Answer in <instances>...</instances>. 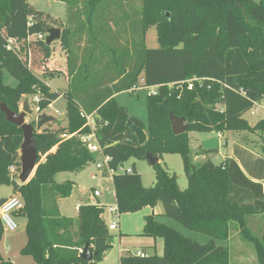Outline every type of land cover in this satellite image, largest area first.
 Returning <instances> with one entry per match:
<instances>
[{
	"label": "trees",
	"instance_id": "1",
	"mask_svg": "<svg viewBox=\"0 0 264 264\" xmlns=\"http://www.w3.org/2000/svg\"><path fill=\"white\" fill-rule=\"evenodd\" d=\"M140 1L137 37L124 44L123 52L118 49L119 56L103 66L108 67V73L89 85V71L99 62L93 57L97 40L93 44L89 34L92 27L102 31L109 25L111 35L106 33L102 41L109 44L116 40L117 31L111 27L115 15L110 7L107 9L115 1L87 0L83 13L70 5L65 26H55L61 31L59 42L66 51L69 86L63 97L67 123L57 129L47 124L33 133L37 167L25 184L18 181L22 130L7 122L0 112V186L12 187L13 194L19 196L23 208L15 215L26 220V243L20 254L36 264H98L111 249L101 206H80L75 218L61 216L57 208L58 200L71 195L74 183L56 184L55 175L80 171L97 157L80 141L90 132L82 116L87 115L93 118L99 147L111 159L110 168L123 166L131 158L145 160L146 153L159 161L152 166L155 183L149 188L143 187L133 168L131 174L112 176L118 213H137L160 203L163 216L209 237L206 244H199L148 216L142 236L162 239L163 255H124L119 264H231L228 248L216 243L229 239L231 223H236L239 232L253 244L257 264H264V232L256 239L247 228L249 217L264 215L262 185L247 179L232 159L219 165L210 161L194 164L188 137L189 132L264 130V118L253 127L243 119L255 103L264 101V0ZM104 2L105 13L109 14L96 25V11ZM67 3L74 4L70 0ZM52 27L49 17L27 0H0V104L14 113H19L24 96L37 97L35 107L40 111L61 96L50 91L33 72H45L51 47L43 41L28 40L44 36ZM151 28L157 47L148 49L145 39ZM82 30L87 32L86 43L79 48L75 45ZM118 64L121 69L111 74ZM4 72L16 80L15 87L4 84ZM193 77L203 81L188 90L186 82ZM141 78L149 87L158 86L157 95L146 100V124L130 117L114 99ZM218 105L222 110L216 109ZM170 114L184 119L186 133L173 135ZM129 121L144 130L147 140L143 145H138L127 126ZM71 134L75 136L61 138ZM165 154L181 157L185 189H179L175 174L161 165ZM260 155L264 158V144ZM5 200L0 199V206ZM3 234L0 221V242ZM86 244L92 254L90 262L80 259ZM0 264L12 263L0 256Z\"/></svg>",
	"mask_w": 264,
	"mask_h": 264
},
{
	"label": "rangeland",
	"instance_id": "2",
	"mask_svg": "<svg viewBox=\"0 0 264 264\" xmlns=\"http://www.w3.org/2000/svg\"><path fill=\"white\" fill-rule=\"evenodd\" d=\"M29 4L38 12H42L44 15L49 17V20L53 24V26H61L64 27L66 21L68 19L67 9L70 5H74L72 7L73 10H80L82 13L84 12L83 5L87 0H70L73 3H67V0H27ZM115 4L113 7L106 6L101 4L100 7L96 11V22L94 24L100 23L101 20L104 21L103 17L106 19V16L109 14L105 13L107 9L111 8V12L115 15V23L111 24V27H114L117 31L115 33L116 40L109 44H104L102 41L105 38V34L107 33L109 36L111 35V31L109 30V25L104 27V30H98L96 27H92V33L89 34L93 44L96 42V48L93 49V57L99 59V62L96 63L94 68L89 71L88 74V85L92 83V81H98L103 78V73H108L106 67L103 69V66L107 62H111L114 57H118L119 50L124 51L126 48L124 44L126 42H130V38H136V29L139 30V21H140V8L141 1L140 0H113ZM258 2L259 0H253ZM107 7V9H106ZM110 7V8H109ZM86 11H87V7ZM71 9V8H69ZM113 10V11H112ZM110 12V13H111ZM97 25V24H96ZM126 29V34L123 29ZM83 34L80 40L77 42L75 46L81 48L86 43V30H82ZM127 35V36H126ZM129 36V37H128ZM95 38V40H94ZM101 38V39H100ZM33 38H31L32 40ZM95 41V42H94ZM79 43V45H78ZM51 45L52 52H56V56L61 61H65L66 65V51L64 47L60 44L59 41H54ZM145 46L148 49L156 48V34L154 28L149 29L146 34ZM54 49V50H53ZM124 49V50H123ZM90 65H93L92 63ZM109 65V64H108ZM117 68L110 70L111 74H115L118 70L121 69V64H118ZM62 68V66H61ZM50 72V73H49ZM53 73V77L45 76L43 79L47 84V86L52 90V92H59L61 96L54 101L51 106L47 109L43 110L40 114H45L51 118H53V122L49 123L50 128L57 129L58 127H64L67 123L66 117V99L63 97V93L68 90V80L67 76L62 75L57 70L46 71L45 74L50 75ZM3 81L4 84L10 87H15L17 82L14 78H12L6 72L3 73ZM148 94L144 90H139L135 93L130 91H125L118 93L114 96L116 103L123 107L130 117L136 118L142 123L146 124L147 121V112H146V100ZM32 96H24L22 102H27L29 104V109H31V114L27 115L25 118L26 123H34V132L41 131L44 127H42L39 131L35 130V119L39 115L35 112V104L32 101ZM257 108V106H256ZM19 112L21 111V107H19ZM256 116H252L250 112H246L243 115V119H246L249 122L257 121ZM32 125V124H31ZM47 126V125H46ZM224 133V132H223ZM217 132H189V145L190 148L193 149L194 143L201 147L202 150L207 152L208 160L214 165H219L222 163V160L219 156V151H223L220 142H224L217 138ZM220 146V147H219ZM101 159L97 156L95 162L88 163L82 170L77 171L75 173L63 172L58 173L54 177V182L56 184H62L65 181H70L74 183V187L72 189L71 195L64 199L60 203V209L65 216H73L77 212H75L74 207L77 203H81L82 206L88 204H96L95 197L93 196V191L96 190L101 193V197H99L101 205L104 207L103 219L108 223H112L114 221V216L107 213L108 207H115V196L114 190L112 186V181L109 178V174L105 172L103 175H97L94 180L90 178L92 173H97L95 168V164L100 162ZM161 165L170 173L175 174L177 178V185L179 189L183 190L187 186L186 177L183 171L182 160L181 157L177 154H165L162 156L160 160ZM125 168H133L141 177L142 185L145 188L152 187L155 183L154 172L152 167L146 160H137L134 158L129 159L124 163ZM11 171H14L12 168ZM13 194L12 187L8 186H0V198L8 197ZM15 196L19 197L17 194ZM163 212L162 205L157 204V211ZM137 212V213H128V214H119L116 219L119 225L123 222L126 227H130V230L137 227V225L142 223L144 220L145 212ZM14 218V221L17 224V229L13 232H9L8 230L4 231V234L1 238L0 242V256L1 258L8 260L11 258L14 261L12 264H36L31 257L24 256L20 254V250L24 247L26 243V235H25V226L26 220L24 217ZM156 221L164 224L173 230L179 232L186 238H190L196 241L199 244H206L209 241V237L202 235L200 233L192 232L184 227H182L179 223L174 220L167 218L165 216L156 217ZM247 228L249 232L256 239H260L264 232V215L253 216L248 218ZM144 227V226H143ZM110 233V231H109ZM110 243L116 242L118 239V230L114 233H110ZM123 237V236H122ZM134 238L131 240H127L128 244L122 245L124 248L128 249L129 252L124 253L125 255H135L137 250L143 251L142 248H139L138 244H134ZM126 240H124L125 242ZM9 244V248L5 247V244ZM216 243L220 246L227 247L230 253L229 261L231 264H257L256 255L253 244L246 239L238 229V225L236 223H231L229 225V239L227 241H216ZM239 243H243L245 245L243 258H240V255L237 253V246ZM123 248V247H122ZM100 263V262H99Z\"/></svg>",
	"mask_w": 264,
	"mask_h": 264
},
{
	"label": "crops",
	"instance_id": "3",
	"mask_svg": "<svg viewBox=\"0 0 264 264\" xmlns=\"http://www.w3.org/2000/svg\"><path fill=\"white\" fill-rule=\"evenodd\" d=\"M52 46L53 45H50L51 50H52V48H55ZM56 55H58V54H56V52H51V56H50L49 60L45 63V66H44L45 72L44 73H42L41 70H33L35 75L42 82H44L46 85L48 83H46L43 78L46 75L49 77H53L52 76L53 73L48 75V74H45L46 71L48 72V71H52V70H57L62 75L66 76L65 75L66 67L64 65L65 61H61L58 58V56H56ZM61 66H62V68H61ZM50 91H52V90L50 89ZM22 103L23 102L21 100L19 103V107H21ZM261 104H262V102L257 103V105H259L256 109L257 112L255 115H252V116L258 117L257 121L255 120V121L249 122L246 119H244L247 121V123L249 124L250 127H253L258 121H260L264 118V106H262ZM28 106H29V104H28ZM249 112L251 114V111H249ZM217 138L221 141H223V139H224V142H220V144H219L221 146V148L223 149V151H221V152L219 151V156L222 157L221 158L222 162H224L227 159L234 160L247 179H249L250 181H252L254 183H259L262 185L263 193H264V158L261 157V155H260V147L262 144H264V130L263 131H254L253 133L228 131V132H224V133H218ZM201 147L202 146L199 147L197 145V143H194L193 149L190 148L192 161L194 164H201V163H204L206 161H209L206 151L202 150ZM109 178L112 181V177L109 176ZM11 196H15V194H11L8 197H11ZM8 197H4V198H8ZM94 199L97 201L96 204L91 203L88 205L102 206L99 198H94ZM63 200L64 199H60L57 201V208H58L59 214L65 218H75L77 216V213H78L75 210V207L78 204H80L82 206V204L79 202L74 207L75 212H77L76 214H74L71 217L65 216L60 209V203ZM103 209H104V207H103ZM156 210H157V206L152 208V209L151 208L143 209L142 212H145V215L143 217L144 220L142 221L141 224L139 223L137 225V227L133 228V230H130V227H126L123 222L120 225H119V223H117L116 230L110 231V233L112 234L118 230V239L115 243L114 242L111 243V249L105 254L103 260L98 264H119L120 258L125 255L124 253L129 252V250L124 248V247L128 244L127 240H131L132 238H134L133 239L134 244L135 245L138 244L139 245L138 247L143 249V251L137 250L135 255H137V256H153V255H156L158 257H161L163 255V240L160 238H149V237L142 236L143 228H144L143 226H145V218L146 217L153 216V217H155V220H156L157 219L156 217L160 218L161 216H163V212L161 213L160 210L155 212ZM14 217L18 218L19 216L14 214ZM249 218H251V217H249ZM247 220H249V219H247ZM105 223H106V225L110 224L107 221H105ZM247 225H248V221H247ZM24 226H25V223H24ZM124 240H126V241L124 242ZM122 245H125V246H122ZM5 247L9 248L10 246L8 243H6ZM237 248H238L237 253L240 255V258L242 259L245 245L243 243H239ZM229 257H230V253H229ZM8 260L12 263L14 262L11 260V258H9Z\"/></svg>",
	"mask_w": 264,
	"mask_h": 264
},
{
	"label": "water",
	"instance_id": "4",
	"mask_svg": "<svg viewBox=\"0 0 264 264\" xmlns=\"http://www.w3.org/2000/svg\"><path fill=\"white\" fill-rule=\"evenodd\" d=\"M45 34L46 37L44 43L47 46H50L54 41H59L61 37L60 29L55 27L47 29ZM0 112L4 114L7 122L19 127L22 130L23 140L19 151L20 173L18 175V181L20 184H25L30 180L37 167V150L33 137L34 127L33 125L25 122L26 116L31 114V109H29L27 102H23L21 105V111L19 113H14L10 111L4 103H1ZM53 121V118L45 114H40L35 119V130L39 131L42 127ZM169 121L173 135L180 136L187 132V126L183 118H177L170 114ZM127 126L135 135L138 145H143L147 140L144 130L141 127L135 126L130 121L127 123ZM145 160L151 167L159 162L158 158L153 157L150 153H146ZM80 259L85 262H90L92 260V254L89 251L88 244H86L82 250Z\"/></svg>",
	"mask_w": 264,
	"mask_h": 264
},
{
	"label": "built area",
	"instance_id": "5",
	"mask_svg": "<svg viewBox=\"0 0 264 264\" xmlns=\"http://www.w3.org/2000/svg\"><path fill=\"white\" fill-rule=\"evenodd\" d=\"M28 27L31 26V19H29V23L27 24ZM46 34L43 35H37V36H33L28 38V40H31V38H33L32 40H39V41H43L45 40ZM202 79H198L196 77H193L192 79L188 80L186 82L187 84V89L188 90H192L193 86L196 83L201 84L202 83ZM139 90H144L146 91V93L148 94V96H155L157 95V91H158V86L155 87H149L147 85H145L144 79L141 78L139 79V81L137 83H135L133 86H131V88L128 90L132 93H135ZM33 103L36 104L38 102V98L37 97H33L32 99ZM262 106H264V101H262ZM256 106L258 107L259 105H257V103H255L253 105V108L250 110L251 111V115H255L256 114ZM217 110H222V106L218 105L216 106ZM35 112L38 113L40 115V113L42 111L39 110L38 107H35ZM85 120H86V124L85 126L89 128L90 132L88 134H85L83 136L80 137V141L82 143V145L88 150V152L92 153V154H96L101 161L97 162L95 164V168L97 170V173H92L90 175V178L92 180H94L96 178L97 175H103L105 172H107L109 174L110 177H112L113 175H124V174H131L132 173V168H125L124 165L123 166H119L116 169H112L109 167V162H110V157L106 156L103 154L101 148L99 147L97 140H96V128L94 125V121L93 118L91 116H87V115H82ZM75 136V134H71V135H62V139H68ZM93 196L95 198H99L101 197V193L94 190L93 191ZM80 204H78L75 207V210L78 212L79 208H80ZM102 207V206H101ZM23 208V202L22 200L17 197V196H11L6 198V200L1 204L0 206V221L1 224L4 228V230H8L9 232H13L17 229V224L14 221V214L15 212L21 210ZM103 208V207H102ZM104 210V209H103ZM105 211H103L104 213ZM107 213H109L110 215L114 216V221L112 223H110L109 225H107L108 231H115L117 228V215H119L117 207L115 205V207H108L107 208ZM103 218V215H102ZM104 220V219H103ZM105 222V220H104Z\"/></svg>",
	"mask_w": 264,
	"mask_h": 264
}]
</instances>
